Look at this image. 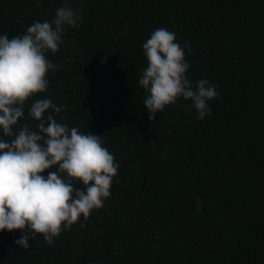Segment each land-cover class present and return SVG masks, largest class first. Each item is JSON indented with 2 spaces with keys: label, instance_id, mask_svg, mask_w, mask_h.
Listing matches in <instances>:
<instances>
[{
  "label": "trees",
  "instance_id": "obj_1",
  "mask_svg": "<svg viewBox=\"0 0 264 264\" xmlns=\"http://www.w3.org/2000/svg\"><path fill=\"white\" fill-rule=\"evenodd\" d=\"M65 3L83 20L46 53L49 87L14 131L35 130L30 104L50 99L65 106L57 122L102 136L118 173L53 244L38 234L25 250L20 230L0 232V264H264V0H0V35ZM160 28L185 48L189 81L218 92L204 120L183 98L148 119L143 44Z\"/></svg>",
  "mask_w": 264,
  "mask_h": 264
},
{
  "label": "clouds",
  "instance_id": "obj_2",
  "mask_svg": "<svg viewBox=\"0 0 264 264\" xmlns=\"http://www.w3.org/2000/svg\"><path fill=\"white\" fill-rule=\"evenodd\" d=\"M82 20L80 10L65 3L51 21H37L23 35H0V130L4 137H13L0 138V232L20 230L15 244L25 250L38 234L53 244L62 230L103 207L118 173L119 165L103 146L102 136L57 122L55 114L65 106L50 99L30 104L28 115L38 122L35 130L24 124L14 131L26 102L49 87L48 72L57 66L46 53L55 54L67 28H78ZM176 39L173 32L160 28L143 44L147 67L139 85L147 93L143 105L149 121L181 98L204 120L212 114L208 102L218 96L207 80L189 81L185 48ZM54 167L57 170L47 177L42 175ZM73 180L85 189L74 188Z\"/></svg>",
  "mask_w": 264,
  "mask_h": 264
}]
</instances>
